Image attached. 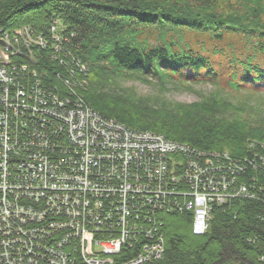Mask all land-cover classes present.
I'll use <instances>...</instances> for the list:
<instances>
[{
    "label": "built area",
    "instance_id": "2783aa9c",
    "mask_svg": "<svg viewBox=\"0 0 264 264\" xmlns=\"http://www.w3.org/2000/svg\"><path fill=\"white\" fill-rule=\"evenodd\" d=\"M75 37L59 17L39 35L29 25L0 28V264H144L165 253L164 214L192 213L201 235L214 207L264 203V181L244 176L264 169L93 109ZM41 52L55 70L41 67ZM144 233L158 242L120 260L121 247L142 245Z\"/></svg>",
    "mask_w": 264,
    "mask_h": 264
},
{
    "label": "trees",
    "instance_id": "16d2710c",
    "mask_svg": "<svg viewBox=\"0 0 264 264\" xmlns=\"http://www.w3.org/2000/svg\"><path fill=\"white\" fill-rule=\"evenodd\" d=\"M54 17L76 33L73 50L90 69L84 97L102 115L202 149L264 156V0H0V28L11 33L25 25L47 33ZM130 29L143 41L125 37ZM40 54L41 67L55 70L51 54ZM128 77L155 78L157 92L136 94L121 85ZM167 78L214 89L171 102ZM244 176L264 180L251 169ZM163 217L165 255L151 264H263L262 202L214 207L201 235L190 212Z\"/></svg>",
    "mask_w": 264,
    "mask_h": 264
},
{
    "label": "rangeland",
    "instance_id": "374dc122",
    "mask_svg": "<svg viewBox=\"0 0 264 264\" xmlns=\"http://www.w3.org/2000/svg\"><path fill=\"white\" fill-rule=\"evenodd\" d=\"M166 28H171V27H166ZM33 30L36 32V30L34 28H33ZM168 30H164V32H166V31L168 32ZM172 30L173 29H170V31H172ZM166 33H164V34H166ZM39 34H41V33H38V35ZM124 35H125V37H131V38L134 37L135 41H137L139 43L143 41V39L140 36V32L139 31H133L132 32L131 29H130V32L126 31V33ZM86 66L89 69V66L87 65V63H86ZM88 76H89L88 82L90 83V69H89ZM117 82H120V81H117ZM146 82H150V83H146ZM155 82H157V81L153 77H150L149 80H145V79H142V78H139V77H128L127 79H123L121 85L125 86V87H128V88H130L132 90L134 89L136 91V94H138V95H140V94H150V95H152L153 93L157 92L156 91V87L157 86L154 84ZM164 82H168L169 83V84H166L164 88L167 89L166 91H168V93H166V94L169 97V100L171 102L175 101V102H182V103H195V102H198V101L201 100V95H205V94L208 95V93H210L214 89L213 85L210 84V83H200V84H194V85H190L189 87H186V86H181V85L178 86V85H175V84L171 83V82H174L173 79H171V78H167ZM89 83H88V85H89ZM258 103L259 102H255L254 105H258ZM260 104H261L262 107H264V100L261 101ZM140 131H144V130H140ZM167 140L171 141V142H174V143H181V142L172 141L170 139H167ZM255 142H258V140L257 141L256 140L250 141V144L252 145V146L250 145V147L252 149L256 148V143ZM185 144H188V143H185ZM189 145H190L191 149H193V147H194V148H197V149H200V150H206V149H202V148H199V147L191 145V144H189ZM207 151H213V150H206V152ZM216 151H222V150H216ZM255 152H259V151H255ZM188 157L184 156L182 159L183 160H187ZM246 157H252V158L260 159V155L257 156V155L249 154V155L245 156L244 158H246ZM240 158H242V157H240ZM241 161H242V159H241ZM248 165H250V164H248ZM252 165H253V163H252ZM240 166L242 167L243 163ZM250 167H252V166H250ZM249 179L252 182H255L252 178L249 177ZM257 180H258V178H257ZM262 181H264V180H262V179L258 180V182H262ZM157 223H159V225H158L159 231L160 230H161L160 232L163 231V234H164L165 233L164 232V228H165V219H164V217H162L161 221H157ZM112 224H113V226H115V228L119 227L116 223H112ZM120 231H122V230L118 229V233L121 235ZM193 232H194V230H193ZM120 235H118V236H120ZM143 235H144V237H142V238H144V241L142 242V245L137 244V245H135L132 248H129V247H126V246L121 247L122 251L123 250H126V251L122 254V257L120 258V260L131 261L132 259L138 257L139 255H141L143 253L145 254L146 251H148V249L150 250V248H151L150 247L151 246L150 243L153 244V243L158 242V240H157L158 236H156V234H154V233H144ZM114 239H117V238H114ZM164 239H165V237H164ZM146 245H150V246L146 247ZM100 247H101V245H96V248H100ZM164 247L166 248V244H165ZM143 249H144V252H143ZM155 249H153V250L155 251ZM164 255L165 254H163L160 257H158L159 259H157V260H154L152 262H147V263H144V264H151V263H154V262L156 263L157 261H161L164 258ZM86 262L87 261H82L79 264H87Z\"/></svg>",
    "mask_w": 264,
    "mask_h": 264
},
{
    "label": "bare ground",
    "instance_id": "6f19581e",
    "mask_svg": "<svg viewBox=\"0 0 264 264\" xmlns=\"http://www.w3.org/2000/svg\"><path fill=\"white\" fill-rule=\"evenodd\" d=\"M23 27V26H22ZM88 87V86H87ZM124 124V123H123ZM127 126V125H126ZM130 128V127H129ZM132 129V128H131ZM224 152H227V153H229L230 155H232L228 150H223ZM233 156V155H232ZM233 157H236V156H233ZM264 157V156H263ZM237 158H240V157H237ZM242 160H244V161H249V162H252L253 163V165H252V168L253 169H256V168H258V167H260V168H262V169H264V166H263V164H262V161H260L259 159H256V158H252V157H246V158H244V157H242L241 158ZM248 170H250V168H248ZM258 180H260V178H258ZM165 254V253H164Z\"/></svg>",
    "mask_w": 264,
    "mask_h": 264
}]
</instances>
